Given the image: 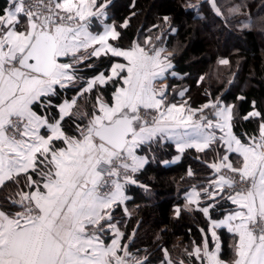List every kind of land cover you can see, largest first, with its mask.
<instances>
[{"label":"snow or ice","instance_id":"snow-or-ice-1","mask_svg":"<svg viewBox=\"0 0 264 264\" xmlns=\"http://www.w3.org/2000/svg\"><path fill=\"white\" fill-rule=\"evenodd\" d=\"M111 2L5 0L0 7V187L17 186L0 204V264H146L129 251L114 209L130 199L126 187L149 162L138 152L162 141L181 155L193 148L216 153L205 162L207 185L185 196V208L195 206L209 222L201 243L186 250L190 261L227 264L217 234L226 228L235 240L230 264H264V112L252 102L243 119H256L258 128L242 138L233 131L235 105L219 98L196 109L169 102L167 86L156 82L172 69L170 54L147 47L150 38L128 48L113 43L120 32L108 22ZM208 3L221 15L216 0ZM101 57L110 68L80 75L86 59ZM108 84L110 98L101 91ZM70 89L71 99L53 103ZM94 90L87 123L69 135L65 119ZM202 198L209 201L203 207ZM221 201L235 207L213 219ZM165 259L173 264L167 250Z\"/></svg>","mask_w":264,"mask_h":264},{"label":"trees","instance_id":"trees-1","mask_svg":"<svg viewBox=\"0 0 264 264\" xmlns=\"http://www.w3.org/2000/svg\"><path fill=\"white\" fill-rule=\"evenodd\" d=\"M4 3L5 0H0V7ZM234 4H240L249 13V27L240 26V17L226 16ZM216 5L221 15L216 14L207 0H112L108 22L117 26L120 38L113 43L122 48L130 47L133 41L144 44L153 33H159L170 54L172 71L181 76L168 77L170 87L175 89L172 100L179 99L176 89H185L184 99L193 108L217 98L224 104L235 105L233 131L243 138L245 133L255 134L258 128L256 119H243L252 111V102L255 101L257 110L264 112V0H216ZM165 16L169 17L168 22L164 21ZM125 20L127 27H121ZM223 59L229 63L221 64ZM108 68L109 57L86 59L80 65V75L88 78ZM113 90L112 84L101 89L106 98H110ZM75 94L76 90L70 89L53 98V103L71 99ZM95 96L94 90L78 99L74 115L64 121L69 135L75 134L76 124L87 123L83 114L91 113ZM52 115H56L55 109ZM138 154L146 156L149 162L135 174L138 183L126 187L130 197L127 208L132 214L126 217L121 208L114 211L125 233L124 242L138 258L146 257V264L164 262L165 250L173 264L180 261L196 264L194 258L190 261L186 250H192L193 242L201 243V229L207 232L209 222L194 206L185 208V195L193 186L199 190L207 185L211 170L205 162L211 161L216 153L188 149L179 161L171 163L179 153L174 144L162 141L150 147L145 145ZM165 160L170 163L164 164ZM189 170L192 176L188 175ZM19 179L22 186L24 177ZM16 190L11 181L0 187V204L13 197ZM177 208L181 209L179 215ZM231 208L228 202L218 205L212 218L221 219L225 209ZM218 234L221 259L231 262L234 237L226 229Z\"/></svg>","mask_w":264,"mask_h":264},{"label":"rangeland","instance_id":"rangeland-1","mask_svg":"<svg viewBox=\"0 0 264 264\" xmlns=\"http://www.w3.org/2000/svg\"><path fill=\"white\" fill-rule=\"evenodd\" d=\"M226 16L228 17V18H231V17H235V18H237V17H240V19H239V21L241 22V24H240V26L241 27H249L251 24V19H250V17H249V13L248 12H246V10L245 9H243V7L240 5V4H234L232 7H230L228 10H227V12H226ZM150 38V43L147 45V47H152L151 45H154L155 47H157V48H164L165 49V47H164V42L162 41V39H161V36H160V34L158 33H153L151 36H149L147 39H149ZM166 50V49H165ZM165 52H167V51H165ZM85 56H87V55H85ZM172 62V61H171ZM168 83V82H167ZM166 85H165V82H162V83H158V82H156V87L157 88H162V87H165ZM171 89V90H170ZM173 90H175V89H172L171 87H170V85L168 86L167 85V96H168V101L169 102H171V103H182V102H184V101H187V100H183V101H180V99H178V101H173L172 100V92H173ZM176 90H178V95H179V93L181 92V91H183V92H186L185 91V89H176ZM187 104H188V106H190L189 105V103H188V101H187ZM190 107H192V106H190ZM193 108V107H192ZM214 147V146H213ZM179 155H181V154H179ZM202 200H203V202H202V206L201 207H203L204 205H206V203H208L209 201H207L206 199H203L202 198ZM223 203H225V201H221L220 202V204H223ZM229 203V202H228ZM220 204H218V205H220ZM217 205V206H218ZM195 207V206H194ZM232 208H233V206H232ZM131 211L129 210V216H131ZM128 216V217H129ZM227 264H230V262H227Z\"/></svg>","mask_w":264,"mask_h":264},{"label":"crops","instance_id":"crops-1","mask_svg":"<svg viewBox=\"0 0 264 264\" xmlns=\"http://www.w3.org/2000/svg\"><path fill=\"white\" fill-rule=\"evenodd\" d=\"M208 1V0H207ZM90 51V50H89ZM82 55H88V53H82ZM164 55H169V53L168 52H164ZM172 63V62H171ZM172 65H173V63H172ZM172 69H173V67H172ZM172 69H170L169 70V72L168 73H166L165 74V78L164 79H162V80H159V81H157L158 83H162V82H165V85L167 86H169V79H168V77H169V75L170 76H173V77H176V78H180L181 76H179L178 74H176L175 73V75H172V73H174L173 71H172ZM168 82V83H167ZM186 91V90H185ZM184 96H185V92H184ZM184 96L183 97H181L180 95L178 96V98L180 99V101H183V100H186V99H184ZM200 108V107H199ZM194 109H196V108H194ZM206 112L207 111H209V110H205ZM168 142H171V141H168ZM172 143V142H171ZM173 144V143H172ZM194 149V148H193ZM140 155V154H139ZM141 156H144V155H141ZM192 190V189H191ZM190 190V191H191ZM198 190V189H197ZM189 191V192H190ZM126 195H127V193H126ZM128 196V195H127ZM186 196V195H185ZM129 200V199H128ZM127 200V201H128ZM127 201H125V203L123 204V205H120V206H117L115 209H114V211L117 209V208H121L122 210H124V213H125V216L126 217H128L129 216V210H128V208H127ZM205 206V205H204ZM233 206V208L235 207L234 205H232ZM125 208L127 209V213L125 212ZM120 227V226H119ZM222 229H226V228H222ZM219 230H221V229H218L217 230V234H218V231ZM227 230V229H226ZM122 231V230H121ZM218 236H219V234H218ZM219 239H220V237H219ZM220 245H221V247H222V243H221V240H220ZM168 258H169V256H168ZM160 264H162V263H160ZM164 264H166V259H165V261H164Z\"/></svg>","mask_w":264,"mask_h":264},{"label":"built area","instance_id":"built-area-1","mask_svg":"<svg viewBox=\"0 0 264 264\" xmlns=\"http://www.w3.org/2000/svg\"><path fill=\"white\" fill-rule=\"evenodd\" d=\"M33 2H38V0H33ZM151 46H154V45H151Z\"/></svg>","mask_w":264,"mask_h":264}]
</instances>
